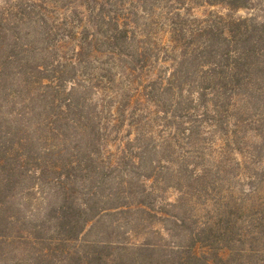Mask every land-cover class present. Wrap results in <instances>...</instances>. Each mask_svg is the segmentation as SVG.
<instances>
[{"label":"trees","instance_id":"obj_1","mask_svg":"<svg viewBox=\"0 0 264 264\" xmlns=\"http://www.w3.org/2000/svg\"><path fill=\"white\" fill-rule=\"evenodd\" d=\"M0 264H264V0H0Z\"/></svg>","mask_w":264,"mask_h":264},{"label":"rangeland","instance_id":"obj_2","mask_svg":"<svg viewBox=\"0 0 264 264\" xmlns=\"http://www.w3.org/2000/svg\"><path fill=\"white\" fill-rule=\"evenodd\" d=\"M178 194L177 192H175L174 190H170L167 192L166 194V198L170 201V202H175V200L177 199ZM189 224H193V223H189Z\"/></svg>","mask_w":264,"mask_h":264}]
</instances>
